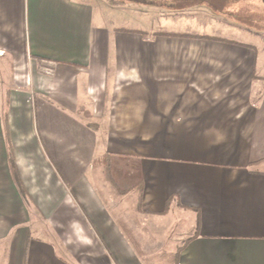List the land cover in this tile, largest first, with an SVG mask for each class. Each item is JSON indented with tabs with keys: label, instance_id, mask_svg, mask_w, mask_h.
<instances>
[{
	"label": "crops",
	"instance_id": "1",
	"mask_svg": "<svg viewBox=\"0 0 264 264\" xmlns=\"http://www.w3.org/2000/svg\"><path fill=\"white\" fill-rule=\"evenodd\" d=\"M131 6L0 0V264H73L59 222L78 218L73 199L77 239L143 264L98 190L104 162L107 194L189 219L177 264H264V63L251 44L165 19L107 24L104 8Z\"/></svg>",
	"mask_w": 264,
	"mask_h": 264
},
{
	"label": "rangeland",
	"instance_id": "2",
	"mask_svg": "<svg viewBox=\"0 0 264 264\" xmlns=\"http://www.w3.org/2000/svg\"><path fill=\"white\" fill-rule=\"evenodd\" d=\"M176 2L178 3L174 6L159 8L133 4L129 13L114 12L104 8L103 13L108 18L107 24L117 28L123 27L126 30L137 28L138 23L148 27L152 26L151 24H157L156 20L165 19L166 23L163 21L161 24L166 30L214 35L251 44L254 46L255 61L260 65L264 63V0H228L227 6L222 11L212 9L208 0H178ZM132 9L153 10L158 11L159 14L154 18V15L134 14ZM150 18L154 21L150 22ZM43 72L51 75V73L48 74V70ZM101 173L100 169L95 171L99 177ZM105 187L107 191L110 190L104 174V192L101 189L98 190L109 205L108 212L131 243L130 248L138 259L143 264H175L178 251L185 246L190 236L188 234L189 219L185 216L179 217L177 214L167 218L140 215L134 199L119 198L113 194L111 196L110 192L107 194ZM24 194V200L31 203V198L27 197L26 192ZM70 210L78 218L71 217L70 213L67 215V220L59 221L63 225L60 227L65 230L64 241H68L66 250L64 248L62 253L73 264H116L115 259L111 261L105 255L107 251L103 252L94 240L95 247H92L85 243L82 236L78 239L75 237L71 225L82 223L81 216L75 204H70Z\"/></svg>",
	"mask_w": 264,
	"mask_h": 264
},
{
	"label": "trees",
	"instance_id": "3",
	"mask_svg": "<svg viewBox=\"0 0 264 264\" xmlns=\"http://www.w3.org/2000/svg\"><path fill=\"white\" fill-rule=\"evenodd\" d=\"M225 1H228V0H225ZM107 2L112 5V6H122V5H126V4H136V5H150V4H153L155 2V0H107ZM163 36H167L169 37L170 35H166L164 34ZM104 171H105V174H106V178L108 180V182L112 185V187L115 189V185H114V182L111 178V173H110V170H109V165L107 163L104 162ZM116 191V190H115ZM122 194V193H121ZM74 200V204L75 206L77 207L78 210L82 211L80 209V206L79 204ZM184 247V246H183ZM183 247L178 251L177 253V256H176V261H175V264H177V261H178V257H179V254L181 252V250L183 249ZM105 250V249H104ZM108 258H110V255L108 254V252L105 254Z\"/></svg>",
	"mask_w": 264,
	"mask_h": 264
},
{
	"label": "built area",
	"instance_id": "4",
	"mask_svg": "<svg viewBox=\"0 0 264 264\" xmlns=\"http://www.w3.org/2000/svg\"><path fill=\"white\" fill-rule=\"evenodd\" d=\"M51 73V71L50 70H48V74H50Z\"/></svg>",
	"mask_w": 264,
	"mask_h": 264
}]
</instances>
